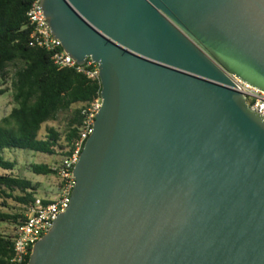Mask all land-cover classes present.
Listing matches in <instances>:
<instances>
[{"label": "water", "instance_id": "1", "mask_svg": "<svg viewBox=\"0 0 264 264\" xmlns=\"http://www.w3.org/2000/svg\"><path fill=\"white\" fill-rule=\"evenodd\" d=\"M98 64L68 209L28 264H264V0H41Z\"/></svg>", "mask_w": 264, "mask_h": 264}, {"label": "trees", "instance_id": "2", "mask_svg": "<svg viewBox=\"0 0 264 264\" xmlns=\"http://www.w3.org/2000/svg\"><path fill=\"white\" fill-rule=\"evenodd\" d=\"M31 3L0 0V86L11 82L16 103L0 122V223L14 225V230L25 219L28 205L36 198V188L32 180L14 173L17 163L7 159L5 151L19 149L47 155L61 151L64 157L70 156L80 134L82 110L102 91L99 82L73 69H59L50 52L29 45L27 11ZM62 113L69 115L64 134L49 127L44 135V126L58 121ZM32 169L37 175L54 173L51 166L43 164H34ZM13 236L0 231V264H12Z\"/></svg>", "mask_w": 264, "mask_h": 264}, {"label": "built area", "instance_id": "3", "mask_svg": "<svg viewBox=\"0 0 264 264\" xmlns=\"http://www.w3.org/2000/svg\"><path fill=\"white\" fill-rule=\"evenodd\" d=\"M27 26L31 29L29 45L50 52L52 62L56 67L73 69L91 81L99 82L102 86L98 64L88 58L84 65H79L64 51L61 42L53 36L41 7V0H32L27 11ZM230 78L234 83L232 88L242 93L249 108L264 118V91L235 75H230ZM101 107L102 98L99 93V97L82 110L83 121L79 137L75 141L74 151L53 168L60 180L59 185L48 197L36 196L28 205L25 219L17 225L14 232L12 264H28L27 258L31 255L33 246L50 231L59 214L68 209L76 184L73 171L87 139L93 132L96 115Z\"/></svg>", "mask_w": 264, "mask_h": 264}, {"label": "rangeland", "instance_id": "4", "mask_svg": "<svg viewBox=\"0 0 264 264\" xmlns=\"http://www.w3.org/2000/svg\"><path fill=\"white\" fill-rule=\"evenodd\" d=\"M11 82H9L6 85L0 86V91H5V93H0V122L3 118L8 116L13 109V107L16 106V103L13 98V91L11 89ZM69 116V115H68ZM66 114H60L58 121L56 122H50L47 125H45L44 130L42 133L46 134V129L49 127L56 128L60 133L65 132L67 129V122L68 117ZM64 138V136H63ZM5 157L11 161H16L17 166L14 171V173L18 176L26 177L30 180H32L35 184L36 188V196L41 197H48L49 194L53 192V189L59 185L60 180L58 179V176L54 172L53 174H50L48 176L44 175H37L33 172L32 165H48L52 168H55L58 166L62 160L67 157L63 156L62 152L59 151V153H56L55 155H47L42 153H36L29 150H7L4 153ZM14 225L11 224H3L0 223V231L5 232L7 235H13L14 233Z\"/></svg>", "mask_w": 264, "mask_h": 264}]
</instances>
